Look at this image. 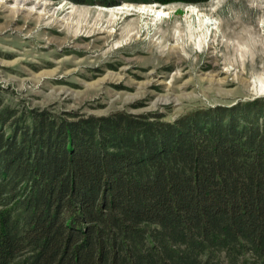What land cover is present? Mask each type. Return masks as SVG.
Here are the masks:
<instances>
[{
  "label": "trees",
  "instance_id": "obj_1",
  "mask_svg": "<svg viewBox=\"0 0 264 264\" xmlns=\"http://www.w3.org/2000/svg\"><path fill=\"white\" fill-rule=\"evenodd\" d=\"M0 264H264V98L2 108Z\"/></svg>",
  "mask_w": 264,
  "mask_h": 264
},
{
  "label": "rangeland",
  "instance_id": "obj_2",
  "mask_svg": "<svg viewBox=\"0 0 264 264\" xmlns=\"http://www.w3.org/2000/svg\"><path fill=\"white\" fill-rule=\"evenodd\" d=\"M254 98L264 0H0V110L172 120Z\"/></svg>",
  "mask_w": 264,
  "mask_h": 264
},
{
  "label": "bare ground",
  "instance_id": "obj_3",
  "mask_svg": "<svg viewBox=\"0 0 264 264\" xmlns=\"http://www.w3.org/2000/svg\"><path fill=\"white\" fill-rule=\"evenodd\" d=\"M128 9H124V10H119L118 12L119 13H124V12H127L126 14H128L129 12L127 11ZM106 13H107V11H105ZM111 12H114V11H111ZM115 13V12H114ZM136 13V12H135ZM144 15H146V16H149V15H151V13L149 12V11H143L142 12ZM158 15H160V16H157V20H161V18H162V14H158ZM135 25V24H134ZM206 25L204 24V25H201V28H203V27H205ZM207 27V26H206ZM206 27H205V29H206ZM169 32V31H168ZM180 35V34H179Z\"/></svg>",
  "mask_w": 264,
  "mask_h": 264
}]
</instances>
